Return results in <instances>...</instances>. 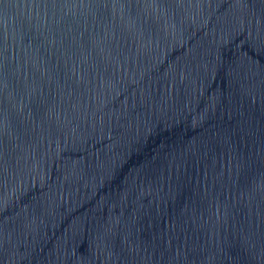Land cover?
Here are the masks:
<instances>
[{"label":"water","instance_id":"water-1","mask_svg":"<svg viewBox=\"0 0 264 264\" xmlns=\"http://www.w3.org/2000/svg\"><path fill=\"white\" fill-rule=\"evenodd\" d=\"M0 264H264V0H0Z\"/></svg>","mask_w":264,"mask_h":264}]
</instances>
